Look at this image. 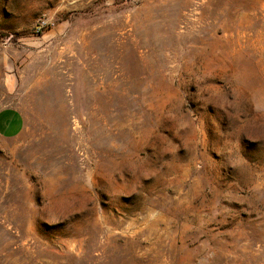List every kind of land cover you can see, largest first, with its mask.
Returning a JSON list of instances; mask_svg holds the SVG:
<instances>
[{"label": "rangeland", "instance_id": "rangeland-1", "mask_svg": "<svg viewBox=\"0 0 264 264\" xmlns=\"http://www.w3.org/2000/svg\"><path fill=\"white\" fill-rule=\"evenodd\" d=\"M0 264H264V0H0Z\"/></svg>", "mask_w": 264, "mask_h": 264}, {"label": "crops", "instance_id": "crops-1", "mask_svg": "<svg viewBox=\"0 0 264 264\" xmlns=\"http://www.w3.org/2000/svg\"><path fill=\"white\" fill-rule=\"evenodd\" d=\"M22 114L14 107L0 108V136H14L23 129Z\"/></svg>", "mask_w": 264, "mask_h": 264}]
</instances>
